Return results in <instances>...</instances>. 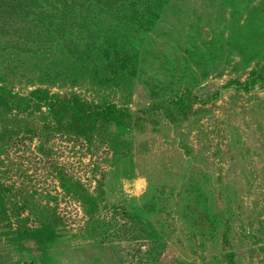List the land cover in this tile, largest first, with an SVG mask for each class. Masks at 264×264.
Listing matches in <instances>:
<instances>
[{
  "label": "rangeland",
  "instance_id": "1",
  "mask_svg": "<svg viewBox=\"0 0 264 264\" xmlns=\"http://www.w3.org/2000/svg\"><path fill=\"white\" fill-rule=\"evenodd\" d=\"M0 86L126 111L0 105V264H264V0H0Z\"/></svg>",
  "mask_w": 264,
  "mask_h": 264
},
{
  "label": "trees",
  "instance_id": "2",
  "mask_svg": "<svg viewBox=\"0 0 264 264\" xmlns=\"http://www.w3.org/2000/svg\"><path fill=\"white\" fill-rule=\"evenodd\" d=\"M259 78L260 73L258 70H253L245 81H237L236 84L237 86L249 89V87L258 83ZM0 105L15 107L23 112L29 111L33 108L40 109L42 106H46L58 117L62 118L67 115L70 116L74 121V125L78 126L80 131L87 135L92 130L96 121L101 117L106 120L113 119L118 121L126 115L124 109L115 106L113 103L90 106L84 103L77 94H74L71 97H62L58 94H51L49 90L42 88H35L28 95L23 96L0 86ZM0 207L3 208L2 212L0 211V219L2 220V218H5L3 216L9 218L7 210L4 209V199L1 198V194ZM18 221L19 223L26 225V219L19 218Z\"/></svg>",
  "mask_w": 264,
  "mask_h": 264
}]
</instances>
